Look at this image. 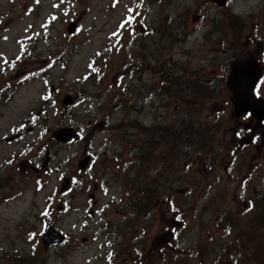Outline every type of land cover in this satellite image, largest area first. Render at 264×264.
<instances>
[{
    "label": "rangeland",
    "instance_id": "rangeland-1",
    "mask_svg": "<svg viewBox=\"0 0 264 264\" xmlns=\"http://www.w3.org/2000/svg\"><path fill=\"white\" fill-rule=\"evenodd\" d=\"M248 59L264 98V0H0V264H264V120L237 115L228 85ZM169 75L213 100L182 108ZM189 122L211 129L206 158L187 143L139 157L145 130ZM158 156L160 196L120 233ZM49 226L61 244L43 246Z\"/></svg>",
    "mask_w": 264,
    "mask_h": 264
},
{
    "label": "trees",
    "instance_id": "trees-1",
    "mask_svg": "<svg viewBox=\"0 0 264 264\" xmlns=\"http://www.w3.org/2000/svg\"><path fill=\"white\" fill-rule=\"evenodd\" d=\"M233 21L237 24L239 22L236 19ZM224 29L227 30V26L224 27ZM166 80L167 79H165V81ZM168 80L170 81V87H174V85L177 86L176 96L178 99H180L183 104L186 103L184 106H182L183 104L181 105L182 108L191 107L197 115L204 111L211 100H213L212 92L208 89L207 85L203 83V78L189 79L180 75L177 77L169 75ZM180 87H182V89ZM171 97H174V93H172ZM174 128V126H168L166 128L154 127L150 130H145L144 144L143 147L140 148L139 157L146 156V158L151 159L162 147L164 150L161 155L175 152L177 156L178 146L182 143L194 146L204 158L208 156L209 151L212 150V137L209 135L211 129H209L208 126L202 124L194 128L193 122H189L179 124L176 129ZM178 153L180 154V151ZM157 158H159V160L155 164L156 170H154L151 175L143 176V174H138L135 195L132 198L134 212L122 216L119 221L122 228L115 226V228H119V232L122 229H130L138 215L146 213L151 208L152 203L159 198L160 192L157 189V176L160 175L162 171H167L169 169L171 161L166 160V157L161 158L159 156L155 157L153 160ZM140 162L142 165L145 164L147 168H150L147 166L149 162ZM151 169L152 168H150V171ZM142 229H144V227ZM119 240L121 241V238H119ZM124 241L125 237L123 238V242Z\"/></svg>",
    "mask_w": 264,
    "mask_h": 264
},
{
    "label": "water",
    "instance_id": "water-1",
    "mask_svg": "<svg viewBox=\"0 0 264 264\" xmlns=\"http://www.w3.org/2000/svg\"><path fill=\"white\" fill-rule=\"evenodd\" d=\"M209 2L215 4L218 7H223L228 0H208ZM81 16L77 19L80 21ZM78 21L72 23L68 28V32L72 34L76 28ZM261 75V69L259 65L252 59L245 61H240L235 63L229 73V87L233 91H238L236 97L233 100L235 105V112L237 115H244L246 113H251V115L258 120V122L264 120V99L257 98L254 96V88L259 81ZM72 97L66 95L62 99L63 105H68L72 102ZM54 138L59 142H67L71 138V131L66 129H60L55 131L53 134ZM15 137L6 139V141H11ZM88 163V157H85L79 162V167L81 169L86 168ZM28 168L27 164L22 165V170ZM70 179L65 178L62 181L60 192L65 191L68 188ZM179 226V223H175ZM42 244L48 247L52 244H60L63 241V236L57 232L53 227H48L42 235ZM168 239H165L167 241ZM164 241V242H165Z\"/></svg>",
    "mask_w": 264,
    "mask_h": 264
},
{
    "label": "flooded vegetation",
    "instance_id": "flooded-vegetation-1",
    "mask_svg": "<svg viewBox=\"0 0 264 264\" xmlns=\"http://www.w3.org/2000/svg\"><path fill=\"white\" fill-rule=\"evenodd\" d=\"M190 167H191V166H190ZM94 186H95L97 189L99 188V186H98V185H97V186H96V185H94ZM94 186H93V187H94Z\"/></svg>",
    "mask_w": 264,
    "mask_h": 264
},
{
    "label": "snow or ice",
    "instance_id": "snow-or-ice-1",
    "mask_svg": "<svg viewBox=\"0 0 264 264\" xmlns=\"http://www.w3.org/2000/svg\"><path fill=\"white\" fill-rule=\"evenodd\" d=\"M128 23H131V21H128ZM123 26V25H122Z\"/></svg>",
    "mask_w": 264,
    "mask_h": 264
}]
</instances>
